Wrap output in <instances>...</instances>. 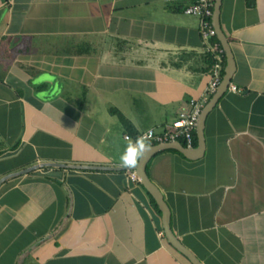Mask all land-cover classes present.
<instances>
[{"label": "crops", "instance_id": "obj_1", "mask_svg": "<svg viewBox=\"0 0 264 264\" xmlns=\"http://www.w3.org/2000/svg\"><path fill=\"white\" fill-rule=\"evenodd\" d=\"M182 7L0 0V264H192L119 166L129 141L111 110L134 133L161 131L200 95L209 59ZM218 24L232 71L205 116L202 153L154 150L146 173L201 264H264V0H219ZM42 72L62 87L47 102L35 93L49 86L32 85Z\"/></svg>", "mask_w": 264, "mask_h": 264}, {"label": "built area", "instance_id": "obj_2", "mask_svg": "<svg viewBox=\"0 0 264 264\" xmlns=\"http://www.w3.org/2000/svg\"><path fill=\"white\" fill-rule=\"evenodd\" d=\"M170 1V0H163ZM214 0H183L182 11L198 18V33L202 42L201 51L209 59L208 79L197 98H189L186 106L180 108L175 118L164 126L161 131H154L152 128L137 131L133 135L124 132L123 138L135 140L138 136H144L150 143H161L179 141L186 147L192 146V134L195 132L196 119L200 109L216 90L222 77L223 50L215 39V29L212 25L211 15ZM228 88L237 90L234 84ZM127 177L138 181L134 168H125Z\"/></svg>", "mask_w": 264, "mask_h": 264}, {"label": "water", "instance_id": "obj_3", "mask_svg": "<svg viewBox=\"0 0 264 264\" xmlns=\"http://www.w3.org/2000/svg\"><path fill=\"white\" fill-rule=\"evenodd\" d=\"M218 9H219V0L213 1L211 21L215 29L216 37L218 38L225 56V65L223 68V74L220 79V82L216 90L210 95L207 101L204 103L202 108L199 111V114L196 119L195 124V134H196V146L193 148L184 146L179 141H169L152 144L150 150L145 154V156L139 161L138 166L134 168L135 173L138 177V181L143 185V187L150 193V195L155 200L157 207L160 210L161 215V226L163 229V234L171 245L183 254L192 264H201L200 260L195 256V254L189 250L185 245H183L180 240L173 234L169 226V209L165 203L163 196L157 186L149 179L148 174L144 169V165L149 158V155L157 149L172 147L180 152H182L187 157L197 156L202 153L203 150V125L204 119L207 112L213 107L216 103L218 97L222 94L223 90L227 87L228 82L230 81V74L232 71V58L229 50V45L227 39L223 32L221 31L218 24ZM54 165H59L62 167H92L91 165H82V164H67L62 162H55ZM33 167V166H31Z\"/></svg>", "mask_w": 264, "mask_h": 264}, {"label": "clouds", "instance_id": "obj_4", "mask_svg": "<svg viewBox=\"0 0 264 264\" xmlns=\"http://www.w3.org/2000/svg\"><path fill=\"white\" fill-rule=\"evenodd\" d=\"M47 84V89L35 93V98L41 102H47L59 95L62 91L61 84L56 75L51 72H42L32 80L34 87ZM150 150V144L144 136H138L135 140H129L123 152L119 156V166L122 168H135L139 161Z\"/></svg>", "mask_w": 264, "mask_h": 264}, {"label": "trees", "instance_id": "obj_5", "mask_svg": "<svg viewBox=\"0 0 264 264\" xmlns=\"http://www.w3.org/2000/svg\"><path fill=\"white\" fill-rule=\"evenodd\" d=\"M215 39H216V38H215ZM223 62H224V59H223ZM111 110H113V111L117 114V116L119 117V119L123 122V125L125 126L127 132H128L129 134L133 135L134 132L130 130V128H129V126H128V122L125 120V118L122 117V115H121L118 111H116V110H114V109H112V108H111ZM192 135H193V136H192V144H195V142H196L195 132H193ZM146 165H147V162L145 163V166H144L145 171H146ZM151 200H152V202L154 203L153 198H151Z\"/></svg>", "mask_w": 264, "mask_h": 264}]
</instances>
